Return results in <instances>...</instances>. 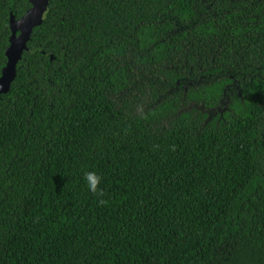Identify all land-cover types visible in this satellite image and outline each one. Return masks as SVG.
<instances>
[{"label":"trees","instance_id":"obj_1","mask_svg":"<svg viewBox=\"0 0 264 264\" xmlns=\"http://www.w3.org/2000/svg\"><path fill=\"white\" fill-rule=\"evenodd\" d=\"M0 264H264V0H49L0 99Z\"/></svg>","mask_w":264,"mask_h":264},{"label":"water","instance_id":"obj_2","mask_svg":"<svg viewBox=\"0 0 264 264\" xmlns=\"http://www.w3.org/2000/svg\"><path fill=\"white\" fill-rule=\"evenodd\" d=\"M31 6L26 13L16 19L10 17V43L6 48L7 61L0 75V99L3 94L9 92L17 75V65L28 49L35 27L39 26L48 10L49 0H29Z\"/></svg>","mask_w":264,"mask_h":264},{"label":"clouds","instance_id":"obj_3","mask_svg":"<svg viewBox=\"0 0 264 264\" xmlns=\"http://www.w3.org/2000/svg\"><path fill=\"white\" fill-rule=\"evenodd\" d=\"M84 179L91 192L95 193L98 191V185L100 184L102 178L95 171L86 172L84 174Z\"/></svg>","mask_w":264,"mask_h":264},{"label":"rangeland","instance_id":"obj_4","mask_svg":"<svg viewBox=\"0 0 264 264\" xmlns=\"http://www.w3.org/2000/svg\"><path fill=\"white\" fill-rule=\"evenodd\" d=\"M146 94H148V92ZM223 104H224L225 107L223 106L222 108H218V109H207V108H204V107H202L200 105H190V106L184 108V111H189L190 109H192L191 108V106H192V107H194V108H196L198 110H201V111L205 112L208 115L206 120H209L214 115H216L217 113H220L222 111V109H224V108L226 109L227 104H228V98L224 99ZM137 110H140V107H138Z\"/></svg>","mask_w":264,"mask_h":264}]
</instances>
